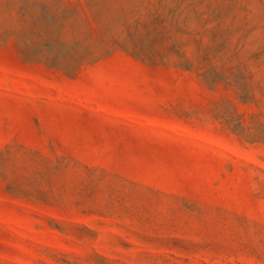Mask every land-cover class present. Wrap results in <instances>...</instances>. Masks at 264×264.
<instances>
[{
  "label": "rangeland",
  "instance_id": "1",
  "mask_svg": "<svg viewBox=\"0 0 264 264\" xmlns=\"http://www.w3.org/2000/svg\"><path fill=\"white\" fill-rule=\"evenodd\" d=\"M0 264H264V0H0Z\"/></svg>",
  "mask_w": 264,
  "mask_h": 264
}]
</instances>
